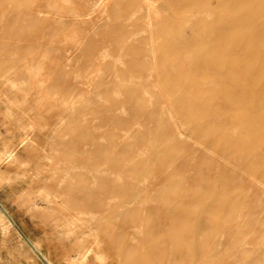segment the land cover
Returning <instances> with one entry per match:
<instances>
[{
    "label": "rangeland",
    "instance_id": "1",
    "mask_svg": "<svg viewBox=\"0 0 264 264\" xmlns=\"http://www.w3.org/2000/svg\"><path fill=\"white\" fill-rule=\"evenodd\" d=\"M229 1L242 0H0V264H69L79 261L80 251H86L84 264H136L160 257L162 252L145 256L138 250L130 239V230L137 231L130 226L100 223L115 220L117 204L127 196L103 195L98 185L104 178L133 192L141 184L137 176L152 171L147 183L152 198L182 177L178 168L188 167L184 179H192L204 159L203 173L211 183L219 174V183L237 177L230 191L245 197L243 215L249 220L238 226L245 241L232 248L239 234L234 226L229 237H208L216 245L207 254L200 251L184 260L264 261V173L248 171L264 160L240 163L238 142L231 141L237 148L230 153L212 144L215 137L227 139V133L202 138L197 112L182 116L174 102L195 95L192 84L185 87L190 86L188 91L166 90L160 56V47L172 40L168 48L177 63H184L181 71L196 75L171 80L220 79L217 70L187 66L186 58L199 55L204 63L206 53L228 56L223 42L239 27L222 17L233 12ZM219 22L220 31H214ZM205 112L233 109L212 105ZM155 124L166 126L173 139L161 143ZM169 145L186 148L182 165L159 169L165 176L174 171L171 181L152 174ZM141 160L143 170L137 168ZM74 187L87 192L81 202H76ZM141 197L146 202L129 204L135 213L149 210L147 193ZM195 215L203 217L206 211L196 209ZM193 222L184 226L185 233L195 232ZM111 235L122 239L114 241ZM203 240L199 233L191 241L200 247ZM129 245L130 256L120 250Z\"/></svg>",
    "mask_w": 264,
    "mask_h": 264
},
{
    "label": "bare ground",
    "instance_id": "2",
    "mask_svg": "<svg viewBox=\"0 0 264 264\" xmlns=\"http://www.w3.org/2000/svg\"><path fill=\"white\" fill-rule=\"evenodd\" d=\"M229 2L234 4L233 12L222 17L224 20L229 21V24L238 25L239 27L236 29L237 31L230 32L227 38L228 41L218 40L219 44L223 42L228 56L219 58L215 57L214 53H206L204 63L200 60L199 55L186 58L187 64L185 61V64L192 68L207 67L217 70L215 74L221 75L219 76L220 79L217 78L210 81L171 80L170 78L173 75H196L194 72L184 73L181 71L184 63H177L175 56L168 48L172 40H168L166 46L160 47V56L165 68L163 76L166 78L164 80L166 82V90L171 92L188 91L190 86L188 89L185 87L188 84H192L189 90L193 91L195 95L183 96L174 102L177 104L175 107L180 108L179 113L182 116L187 115V113L197 112L195 119L201 121L200 133L203 132L201 134L202 138H206L209 132L214 133V135L227 133V139L215 137L212 144L216 147L223 146V149L230 153V151L232 152L237 148L231 141H236L242 149V156L239 158V162L254 160V164L257 159L264 160V99H262L264 95V69H261L264 66V0ZM221 25V22L216 24L214 31H220ZM243 51L246 53L245 57L241 56ZM209 74L213 75V72ZM253 75L256 78L251 79ZM220 82H224L223 84L226 86H222ZM210 91L213 94L217 93V95L212 97L213 94L211 95ZM212 105L227 109L232 108L233 112H205V109ZM192 122L193 120H189L185 123L191 124ZM154 126L156 128V137L161 143L171 138L173 139V135L168 133L166 126H163V124H155ZM142 140L139 139V141ZM104 152L105 150H103V154ZM185 152V147L181 148L179 146L176 148L173 145L164 147L160 157H157L156 164L158 166L153 170V176L161 175L159 169L163 166H174L175 170V167L182 165L185 161ZM118 156L119 158L121 157L120 155ZM155 156L157 155L155 154ZM206 164L207 161L205 159L201 162L199 160L195 167L193 178L189 180L184 179L188 172V167L183 170L177 169L182 171V177L179 179L171 181L174 171L167 176L161 175L171 181L167 187L169 189L160 191L156 197L153 196L152 198H149L151 190L149 191L147 185L152 171L147 172L148 174L137 176L143 186L140 184V187L133 192L123 191V189H120L121 187L116 186L112 181L106 182L104 178L101 180L98 188L103 195L125 193L127 199L123 203L117 204L120 210L115 220L104 219L100 223L104 225L106 224L104 222H116L117 225H128L131 229H135L137 233H132V230H130V239L135 242L138 250H142L145 256L152 251L154 254L162 252L160 257L152 261L145 259L137 261L136 264H165L166 262L167 264H191V261L187 262L188 259L186 257L196 255L200 251L199 254L205 255L216 245V241H208V237H216L218 235L229 237L234 226L239 230V234L234 239L232 248H239L245 241L244 234L241 232L243 229L238 227L241 226V221L245 220L247 222L249 220L248 216L243 215L242 202L245 197L243 193L235 194L233 193L234 191H230V188L238 182L237 177L231 176L228 181L219 183V180L223 178V175L219 174L214 178L217 183L213 184V182L211 183L212 180L203 173ZM144 166L141 160L137 168L140 169L141 167V170H143ZM117 168L120 169L121 167ZM130 169L132 170L133 167H130ZM248 171L253 175L262 174L264 173V163L259 166L253 165ZM153 176L150 179L151 182L153 181ZM152 184L155 186L159 185L157 182ZM73 190L77 193L75 196L76 202H81L82 197L86 198L85 193L87 192L82 189L78 190L77 187H74ZM146 193L148 200H151L149 201L150 205L146 206L149 210L135 213L129 208V204L135 206L146 202L147 199H142L141 197V194ZM211 195L214 197L209 202ZM136 196L140 198L137 199ZM214 199L217 200L216 205L209 207ZM89 204H93V202H89ZM103 208H107V206L103 205ZM188 208L190 209L188 210ZM196 209H203L206 211V215L203 217L195 215ZM216 213L219 215L218 218L214 216ZM191 220L194 221L193 230L195 232L187 234L184 232V226ZM135 222L139 224L137 228L134 226ZM199 233L200 239H204V243L197 247L191 240L198 236ZM111 237L114 241L122 239V237L116 235H111ZM135 237L137 238L136 241H134ZM140 242L142 247H139ZM120 250L130 256L132 246L129 245L128 249L120 248ZM85 253L86 251L78 252L79 261L71 259L69 264H84L83 257ZM184 257L187 260H184ZM261 258L264 260V253ZM262 262L258 264H262ZM251 264L255 263L252 262Z\"/></svg>",
    "mask_w": 264,
    "mask_h": 264
}]
</instances>
